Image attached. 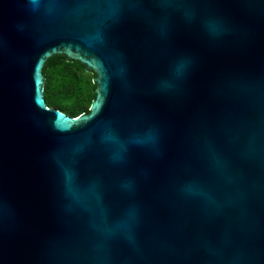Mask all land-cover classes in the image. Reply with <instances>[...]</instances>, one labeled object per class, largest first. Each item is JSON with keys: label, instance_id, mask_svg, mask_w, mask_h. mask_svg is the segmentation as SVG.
<instances>
[{"label": "water", "instance_id": "water-1", "mask_svg": "<svg viewBox=\"0 0 264 264\" xmlns=\"http://www.w3.org/2000/svg\"><path fill=\"white\" fill-rule=\"evenodd\" d=\"M0 264H264V0H0Z\"/></svg>", "mask_w": 264, "mask_h": 264}, {"label": "trees", "instance_id": "trees-1", "mask_svg": "<svg viewBox=\"0 0 264 264\" xmlns=\"http://www.w3.org/2000/svg\"><path fill=\"white\" fill-rule=\"evenodd\" d=\"M43 73L46 77L44 94L48 106L72 117L89 112L96 98L94 71H88L79 61L68 60L60 54L46 61Z\"/></svg>", "mask_w": 264, "mask_h": 264}, {"label": "snow or ice", "instance_id": "snow-or-ice-1", "mask_svg": "<svg viewBox=\"0 0 264 264\" xmlns=\"http://www.w3.org/2000/svg\"><path fill=\"white\" fill-rule=\"evenodd\" d=\"M62 123H68V122H63V121H62Z\"/></svg>", "mask_w": 264, "mask_h": 264}]
</instances>
